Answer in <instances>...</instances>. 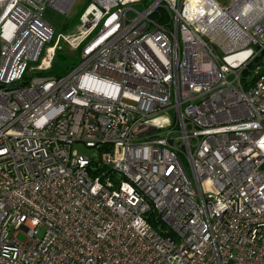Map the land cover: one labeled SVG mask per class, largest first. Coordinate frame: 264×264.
Returning a JSON list of instances; mask_svg holds the SVG:
<instances>
[{
  "label": "built area",
  "instance_id": "obj_1",
  "mask_svg": "<svg viewBox=\"0 0 264 264\" xmlns=\"http://www.w3.org/2000/svg\"><path fill=\"white\" fill-rule=\"evenodd\" d=\"M73 2L0 0V264H264V0Z\"/></svg>",
  "mask_w": 264,
  "mask_h": 264
},
{
  "label": "rangeland",
  "instance_id": "obj_2",
  "mask_svg": "<svg viewBox=\"0 0 264 264\" xmlns=\"http://www.w3.org/2000/svg\"><path fill=\"white\" fill-rule=\"evenodd\" d=\"M219 1H221L222 4H225L224 0H219ZM87 2L88 0H74L71 9L69 11V15L61 14L56 10L47 7L43 11V17L47 19L54 26L56 33H68L74 31L75 29H77L79 25L78 16L84 9ZM65 26H67V28ZM60 43L64 44L62 41ZM71 50L73 49L71 48ZM74 50H78L76 53L72 51V53L75 55V58L77 59L76 61H78L80 50L79 48ZM36 75H38L37 72L26 74V76H31V77H35ZM73 148L78 153L81 154H85L89 156H93L97 154V149L95 147H88L81 141L74 142ZM42 232H43V228L40 230L38 236H41ZM16 237L20 241L26 240V235L22 231H19Z\"/></svg>",
  "mask_w": 264,
  "mask_h": 264
},
{
  "label": "trees",
  "instance_id": "obj_3",
  "mask_svg": "<svg viewBox=\"0 0 264 264\" xmlns=\"http://www.w3.org/2000/svg\"><path fill=\"white\" fill-rule=\"evenodd\" d=\"M65 27L67 28V26ZM72 51L76 53L78 50H71V47L69 45L60 43L56 48L51 67L46 69L45 71L40 72L41 75L60 77L67 73L77 62V59L75 58V55L72 53ZM262 58H264V50H262L260 55L251 62V64L244 71L243 75L245 76L249 74V72H251V69L254 68L255 65L262 62ZM150 221L154 225L158 224L163 228L165 227V224L158 218H155L152 213L150 214Z\"/></svg>",
  "mask_w": 264,
  "mask_h": 264
}]
</instances>
